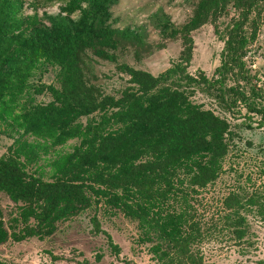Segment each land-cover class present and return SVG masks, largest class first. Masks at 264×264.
Segmentation results:
<instances>
[{"label":"trees","instance_id":"trees-1","mask_svg":"<svg viewBox=\"0 0 264 264\" xmlns=\"http://www.w3.org/2000/svg\"><path fill=\"white\" fill-rule=\"evenodd\" d=\"M54 2L62 4L59 14L22 19V0H0L3 111L12 113L26 79L41 62L57 68V87L34 89L48 94L50 101L22 107L12 118L21 136L36 142L17 138L0 157V192L16 205L13 222L22 226L20 234L8 235L0 222V244L8 237L17 241L49 235L55 222L83 211L93 198L136 222L141 240L155 242L151 252L157 264H206L198 245L208 230L195 215L192 197L219 176L231 130L225 118L190 97L198 90L223 113L241 103L264 120V107L248 102L243 92L249 81L243 58L256 36L264 0H198L190 19L178 29L159 20L163 35H179L176 60L157 76L120 65L128 86L116 98L88 85L81 71L86 51L113 61L108 51L128 33L106 23L114 0H43L40 7ZM75 11L79 13L71 19ZM228 11L232 15L222 30L216 79L210 83L202 75L187 74L191 33L204 24L214 25ZM71 139L78 145L52 162L50 180L25 171L45 150L37 140L55 147ZM255 202L249 198L244 204ZM244 204L236 194L222 201L221 227L237 239L244 235L239 214Z\"/></svg>","mask_w":264,"mask_h":264},{"label":"rangeland","instance_id":"rangeland-1","mask_svg":"<svg viewBox=\"0 0 264 264\" xmlns=\"http://www.w3.org/2000/svg\"><path fill=\"white\" fill-rule=\"evenodd\" d=\"M42 1L22 0L19 16L25 19L59 14L61 3L40 7ZM197 1L114 0L108 8L106 23L111 29L128 33L119 40L116 48L108 51L113 54V61L85 52L81 65L85 82L96 87L101 94L116 98L128 86V77L119 68L120 65L145 71L152 76L163 72L176 60L181 45L178 34L168 37L161 33L158 21H165L175 29L180 28L190 19ZM78 13L73 12L70 18L76 19ZM231 15L232 12L228 11L219 16L214 25L204 24L191 33L192 52L185 70L187 74L193 77L202 75L210 83L216 79L222 30ZM243 63L249 75V81L243 85L245 97L257 107H264V7L256 36L247 46ZM56 73L54 65L41 62L26 79V88L16 97L12 113L4 112L0 102V157L6 154L7 148L17 138L28 143L36 142L32 136H21L12 118L20 113L22 107L50 101L48 94H36L34 89L49 84L57 87ZM229 84L226 83L227 86ZM190 100L225 118L231 130L228 151L222 160L219 176L192 197L195 215L208 230L198 245L202 261L206 264H264V120L255 113L247 112L241 103H236L228 113H223L213 100L198 90L194 91ZM79 121L83 124L85 119L80 118ZM37 141L45 150L39 152L36 162L26 166L25 171L39 175L42 180H50L53 161L71 153L78 145L77 139L55 147H50L48 142ZM228 194H236L243 204L249 198L256 201L250 206L244 204L239 212L244 219L241 239L235 238L230 230L223 229L219 221L224 213L222 201ZM93 200L83 211L55 222L54 230L49 235L41 238L26 236L17 241L8 237L0 244V262L157 264L151 252L155 242L141 240L136 222L103 201L94 203ZM16 218V205L9 196L0 192V222L8 235L12 232L20 234L22 226L13 222ZM93 220L98 231H95ZM29 223L31 225L32 221ZM112 246L117 250L114 251Z\"/></svg>","mask_w":264,"mask_h":264}]
</instances>
